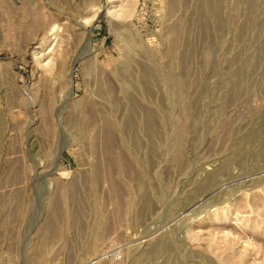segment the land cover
Wrapping results in <instances>:
<instances>
[{"label":"rangeland","instance_id":"374dc122","mask_svg":"<svg viewBox=\"0 0 264 264\" xmlns=\"http://www.w3.org/2000/svg\"><path fill=\"white\" fill-rule=\"evenodd\" d=\"M0 264H264V0H0Z\"/></svg>","mask_w":264,"mask_h":264}]
</instances>
